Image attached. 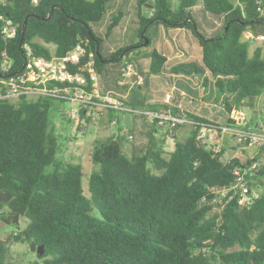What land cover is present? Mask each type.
I'll return each instance as SVG.
<instances>
[{
    "label": "trees",
    "instance_id": "1",
    "mask_svg": "<svg viewBox=\"0 0 264 264\" xmlns=\"http://www.w3.org/2000/svg\"><path fill=\"white\" fill-rule=\"evenodd\" d=\"M110 1L0 0V14L16 27L13 38H4L0 20V74L18 71L32 57L64 56L77 44L83 52L71 67L74 72L90 59L101 76L106 63L116 62V83L124 62L141 70L142 59L148 58L146 74H160L165 55L139 49L142 29L157 17L162 21L154 23L187 28L194 36L200 60L192 67L175 64L169 71L189 76L207 72L214 78L227 114L225 124L234 122L232 110L253 108L264 94L262 48L251 51L253 43L243 36L248 30L254 36L264 32V0H200L199 8L220 20L213 33L197 25L192 14L197 0H179L174 9L171 0H136V41L109 51L105 40L124 12L112 15L102 34L92 25L106 14ZM146 4L151 13L144 15ZM87 30L98 40V52ZM144 36L150 39L146 29ZM129 46L135 47L117 59ZM5 63L7 71L2 70ZM50 100L0 99V208L7 209L2 220L16 226L21 217L26 220L21 230L0 238V264H12L10 240L42 246L41 260L28 264H264V192L246 207L235 199L221 205L215 197L217 190L234 182L235 169L243 172L253 162L252 175L245 178L248 184L261 183L264 160L259 155L224 160L223 148L212 150L196 138L202 123H217L192 115L186 138L167 133L173 139L168 150L162 138L149 132L141 151H127L122 142H129V133L118 131L93 141L89 155L97 168L88 177L85 195L81 165L55 159L56 138L48 129ZM150 125L155 127L154 122ZM94 210L99 217L92 215Z\"/></svg>",
    "mask_w": 264,
    "mask_h": 264
},
{
    "label": "rangeland",
    "instance_id": "2",
    "mask_svg": "<svg viewBox=\"0 0 264 264\" xmlns=\"http://www.w3.org/2000/svg\"><path fill=\"white\" fill-rule=\"evenodd\" d=\"M136 0H111L109 2V7L106 11V14L102 17V19L92 27L100 34L105 31V25L108 22V19L117 13V11L124 12L123 17L120 23L116 26V28L109 35L108 39L105 40L107 46L116 45L120 46L123 44L130 43V41H136L135 35V14ZM179 0H171V8L174 9L178 6ZM200 0H197L196 7L193 8V16L197 21L198 27L203 30H210L212 24L214 23V17L208 13H204L199 8ZM151 5L146 4L141 9L142 14L147 15L151 13ZM146 33L148 35L149 43L140 46L139 49L142 53L149 52L152 49H156L159 52H163V48H159V40L160 38H164L166 35V31L162 24H157L151 22L146 25ZM264 33V32H263ZM260 46L264 51V41H255L252 44V47ZM51 50L53 46L51 44L47 45ZM251 47V48H252ZM264 55V52H263ZM180 58V59H179ZM182 57H178V63L188 64L190 67L193 66L195 61H184L181 59ZM148 62L147 58L143 59V63L146 64ZM106 70L103 75H97V80L101 82L102 86L110 88V92L113 97L122 100L125 104H135V107H138L139 110H145L146 105L152 99H160L163 93V82L164 78L171 75H147L144 71H142L145 77V83L143 86H129L126 88H121L116 85L114 80L118 77V73L120 71V65L116 62L106 63ZM164 68H168L169 64L166 62L163 65ZM199 76V75H198ZM203 92L206 94V99L209 100L213 94L210 92L209 87H203ZM217 94L219 92L217 90ZM218 100V98H217ZM213 107V105H212ZM79 105L74 101H64L59 99H51L50 106L48 109V129L52 131L53 135L56 138L57 150L55 153V159L72 163L74 165H81L83 170L82 176V189L85 195H88L87 184L89 175L95 170L97 167L92 162L89 152L91 149V145L94 140L103 139L110 135H113L116 132L117 126L125 127L126 129H131V131L135 127H137L136 121L134 124L132 123V116L129 113L120 112L117 110H107L101 109L102 114L97 112V109H91L88 107L82 108L86 110V113H80L78 110ZM145 108V109H144ZM242 112H244L243 119L245 124H242L240 119H234V124L236 128L242 130L243 133H225L222 134L218 131V123L225 124L226 122V113L224 110H221L220 113L215 117H205L207 121L217 122V126L206 123L201 124L202 132H204L205 136L201 143L212 150H219L223 148V159L226 160L231 157H240L242 160L245 158H252L256 155H259L260 160H264V149H260L263 146V143L260 140L251 141V136L248 134H244L245 132H253L259 133L263 130L262 127L258 123V125H254L256 122L261 120V117H264V99L255 101V105L253 108L243 107ZM111 112L110 114L107 112ZM236 111V110H235ZM234 111V112H235ZM74 113L75 119H78V124L76 125L75 119L69 117L71 113ZM110 115V117H108ZM114 118L117 120V124L110 123V120ZM149 120V117H147ZM167 124V123H165ZM168 129L166 132L174 133L180 139H184L188 136L190 130L193 128V124H188L186 122L177 125L175 128H171L169 124H167ZM207 128H210L208 130ZM201 131V130H200ZM246 135V137H244ZM135 138L128 140L129 142H134ZM128 142V143H129ZM172 142V141H171ZM126 141L122 142V147L128 151V144ZM48 170L51 167H47ZM7 209L5 207L0 208V238L9 235L14 232L17 228L21 230L26 223L25 218L21 217L19 220L18 226L15 224H7L3 222L2 217L3 214L6 213ZM92 215L99 217L98 213L94 210L92 211ZM9 248V261L12 264H28L34 260H41L44 256L43 251L41 253L36 252V250H31L30 245L26 241H13L10 240L8 243Z\"/></svg>",
    "mask_w": 264,
    "mask_h": 264
},
{
    "label": "built area",
    "instance_id": "3",
    "mask_svg": "<svg viewBox=\"0 0 264 264\" xmlns=\"http://www.w3.org/2000/svg\"><path fill=\"white\" fill-rule=\"evenodd\" d=\"M35 1V0H33ZM260 10V8H257ZM1 34L4 38H13L16 33V27L12 20L0 14ZM264 39V36H260ZM83 48L77 44L64 56L52 55L50 58L32 57L25 60L22 69L13 73L0 74V99L15 100L20 97L29 99L48 98L59 99L64 101H74L79 105L78 110L82 108H95L107 110H117L120 112L129 113L131 115L149 117V121L155 123V126L162 127L165 123L169 124L171 128L185 122L184 117L173 114L169 108L161 110H138L134 109L122 100L113 97L110 91H98L97 75L92 68V60H88L79 72H74L71 67L77 65L81 60ZM8 64H3L2 70L7 71ZM87 74H85V73ZM123 76H134V83L140 84L142 76L139 75L131 64H127L123 70ZM88 87L90 89H88ZM175 87L172 86L164 95V99L168 102L174 95ZM181 96H184L183 91H179ZM74 113L69 117L74 118ZM236 111L230 116L233 120L240 119L242 124H245L243 114ZM78 119H75L76 125ZM112 124H116L117 120L112 119ZM206 124V123H202ZM262 132L251 133L245 132L251 136V141L260 140L264 144V125H260ZM202 127V126H201ZM197 135V139L201 142L204 139V132L202 129ZM218 131L222 134L225 133H243L242 130L236 128L234 124L218 125ZM210 130V128H207ZM246 137V135L244 136ZM127 138L131 140L133 136L128 134ZM217 151V150H216ZM256 163L253 162L247 170L241 172L239 169L234 170L235 180L229 186L217 190L215 197L218 202L223 205L230 199H235L237 204L241 207L248 206L253 198L264 192V178L262 182L248 184L245 175H252V170L255 168Z\"/></svg>",
    "mask_w": 264,
    "mask_h": 264
},
{
    "label": "crops",
    "instance_id": "4",
    "mask_svg": "<svg viewBox=\"0 0 264 264\" xmlns=\"http://www.w3.org/2000/svg\"><path fill=\"white\" fill-rule=\"evenodd\" d=\"M219 23H220L219 19H214L213 26L209 30V33H213L217 29ZM163 27L166 31V35L163 39L160 38L159 48H163V52L161 53L165 55L166 57L165 63L167 62L169 64V67L167 69L164 68V71L160 74H149V76L150 75H165V76L171 75V76L164 78V82L162 83L164 90L161 95V98L152 99L146 105V109L145 108L144 109L161 110V109L169 108L173 114L184 117L185 122L188 124H192V121L189 119L190 115L205 120H207L205 117H215L217 113L219 114L220 111L224 109L221 103L222 94L219 93L218 95L217 90L213 85L214 78H212L207 72H205L202 76H198V75L189 76L184 74H176L169 71V69L173 65L178 64L179 62L177 60L178 57H182L181 59H183L184 61L197 62L200 60V47L196 43L194 36L187 28L165 27V26ZM243 36L244 38H249L250 40L253 39L251 43L255 41H264V39H260V36H264V33L254 36L253 33L248 30L244 32ZM131 42L134 41H130V43ZM124 45L126 44L120 46L109 45L107 46V48L109 49V51H111L114 50L115 48ZM253 49L254 47H252L250 50L252 51ZM263 52L264 51L262 50V54ZM143 59L141 62L143 66L141 70H139L134 63L124 62L125 64L126 63L131 64L134 70L139 75L142 76V82L140 84L134 83V79H135L134 76L126 77L121 75V77L117 79L116 85L121 88L128 87V89L130 88L129 86H135V85L138 87L143 86L145 83V77L142 71L146 73L145 67L148 63L147 62L146 64H144ZM123 70L124 68L122 65L121 72H123ZM97 82H98V87H97L98 91L105 92L107 90H110L109 87L108 89L103 87L100 81L97 80ZM172 86H174L176 90L174 91L173 97L168 102H166L164 99V95L166 94V92L170 90ZM203 87H209L211 94H213L209 100L206 99V94L202 90ZM179 91H183L185 95L181 96L179 94ZM262 99H264V94H262L257 98V100H262ZM135 106L136 105H133L132 108L139 110V108ZM93 109H97V112L99 114H102L101 108L95 107ZM234 111L235 109L232 110L230 116L233 114ZM82 112L84 114L86 113V110L83 109ZM236 112L237 113H235V115L238 114V112H241L244 116V112H242V110H236ZM107 113L110 114L111 112L108 111ZM108 117H110V115ZM131 121L133 124L134 121H136L137 123V127L134 126L135 131L134 129L131 131V129L128 128L126 129L125 127L118 125L116 128V132L114 133L116 134L119 131L120 134H125L126 132H128L133 136V138H135L134 142H130L128 150L133 149L134 151L137 152L141 151L149 138V132H152L156 138H160V139L162 138L164 140V147L167 150L172 148L173 139L170 137V135L167 134L168 132H166V129H168L167 124H165L162 127L155 126L152 128L150 125L151 122L147 119L146 116H137V115H133ZM209 122H214V121H209ZM256 123H260L264 125V117H261V120ZM218 124L223 125V123H218Z\"/></svg>",
    "mask_w": 264,
    "mask_h": 264
},
{
    "label": "water",
    "instance_id": "5",
    "mask_svg": "<svg viewBox=\"0 0 264 264\" xmlns=\"http://www.w3.org/2000/svg\"><path fill=\"white\" fill-rule=\"evenodd\" d=\"M53 7H54V6H53ZM53 7H52V8H53ZM52 8L50 9L49 13L51 12ZM49 13H48V15H49ZM263 20H264V17H263L260 21H263ZM153 21H162V19L155 17V18L151 19L148 23H151V22H153ZM190 21L193 23V21H192L191 19H190ZM260 21H258V22H260ZM180 23H181V22H179L178 24H180ZM193 24H194V23H193ZM24 29H25V22L23 23V25H22V29H21V36H20L19 45H18L19 47L21 46V41H22V37H23V33H24ZM145 29H146V26L142 29V31H141V33H140V37L143 39V42L140 43L139 46H144V45H146V44L149 43V40L144 36V31H145ZM225 31H226V26L224 27V32H225ZM87 32H88L89 37H90L92 40H94V42H95V44H96L95 51L98 52V40H96V39L93 38V36L91 35V33H90L89 30H87ZM252 41H253V39L250 40V42H252ZM134 47H135V46H129L128 48L122 50L121 53L118 55L117 59H119L120 57H122V55H123L128 49H134ZM107 61H111V59H106V60H104V62H107ZM22 67H23V66H22ZM22 67L19 69V71L22 69ZM29 245H30V249H31V250H34V249H35L36 252H39V253L42 252V246H41V245H39V246H35L33 242H30Z\"/></svg>",
    "mask_w": 264,
    "mask_h": 264
}]
</instances>
